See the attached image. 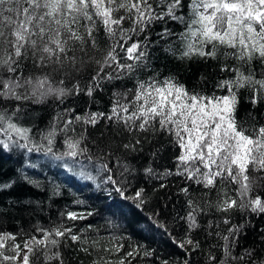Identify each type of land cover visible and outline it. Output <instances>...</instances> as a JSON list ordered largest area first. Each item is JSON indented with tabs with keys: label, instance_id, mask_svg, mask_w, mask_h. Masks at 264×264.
Returning <instances> with one entry per match:
<instances>
[{
	"label": "snow or ice",
	"instance_id": "snow-or-ice-1",
	"mask_svg": "<svg viewBox=\"0 0 264 264\" xmlns=\"http://www.w3.org/2000/svg\"><path fill=\"white\" fill-rule=\"evenodd\" d=\"M169 22L182 30L175 32ZM155 23L164 25L157 33L161 39L176 36L180 41L178 56L177 50L166 49L177 59L195 57L207 62L223 57L219 70L230 75L217 81L215 88L225 94L206 95L188 89L175 76L160 80L153 75L135 79L134 86L124 92L114 91L108 110H91L95 94L105 84L132 79L140 69L150 67L153 42L148 35L139 37ZM101 28L107 41L104 48L97 38ZM29 60L40 75H24ZM89 68L91 74L81 83L77 76ZM50 73L61 78L54 84ZM205 79L201 76V82ZM241 89L251 94L248 99L253 108L264 101V0H0L2 149L41 152L54 166L91 181L106 193L105 198L115 194L143 213L148 202L145 189L138 187L128 194L135 169L121 157H116L115 167L110 166L112 145L126 155L142 152V145L153 139L167 138L169 145L179 149L173 157L174 169L158 171L149 163L143 173L149 180L175 176L183 181L179 191L187 210L178 219L184 222V236H172L158 211L145 216L150 228L163 229L181 249L184 259L179 264H200L192 259L195 255L203 256V264H264V227L256 228L253 246L236 251L244 228L251 226L249 217L264 216V198L253 195L257 188H264V124L257 121L249 128L237 120ZM79 96L87 97L83 113L72 107L58 109L47 127L35 135L32 127L21 123L28 102L42 104L54 97L63 105ZM97 126L101 130L93 137L89 128ZM58 137H62L63 151L56 148ZM163 151V146L156 147L150 156L156 159ZM20 172L18 178L0 182V193L20 181L42 188L40 182ZM51 185L49 200L61 194L59 184ZM167 186L161 183L159 187ZM74 203L85 202L77 198ZM113 205L112 215L127 219L122 206L115 201ZM233 212L244 216L242 223H232ZM212 214L223 215L201 224L198 217ZM93 215V211H71L65 206L49 226L34 225L36 234L23 229L0 232V264H85V260L87 264H132L138 256H153L142 245H129L130 250L121 256L123 236L102 237L92 223L77 227L75 222ZM221 223L230 227L221 230ZM109 226L119 227L111 221ZM201 228L216 237L207 250L191 235ZM18 236L22 237L19 241ZM213 249H219L220 255Z\"/></svg>",
	"mask_w": 264,
	"mask_h": 264
},
{
	"label": "trees",
	"instance_id": "trees-1",
	"mask_svg": "<svg viewBox=\"0 0 264 264\" xmlns=\"http://www.w3.org/2000/svg\"><path fill=\"white\" fill-rule=\"evenodd\" d=\"M124 27H129L127 21L124 23ZM168 27L177 33L182 30L181 26L176 25L175 22H169ZM163 28L164 25L162 23H155L147 33L139 37L142 40L144 35H148L153 42L150 46V67L140 69L134 74L132 79L126 78L105 84L103 91L95 94L94 99L96 103L91 105V110H108L111 104L110 97L114 91L124 92L134 86L135 79L146 80L153 75H156L160 80H163L169 75L175 76L188 89L195 88L197 91H201L206 95H211L213 92L217 95L225 94V91L215 88L217 81L227 78L230 75L219 70L223 57L219 61L210 60L207 62L195 57L192 60H179L176 56L179 55V50L181 49L180 41L176 36L161 39L157 33L161 32ZM97 38L102 48L107 46L102 28L97 33ZM169 47L177 50L176 56L166 50ZM227 63L232 64L233 61L228 60ZM26 64L27 67L24 69L25 76H37L41 74L39 70L34 69L30 60ZM50 74L54 84L61 78L58 74ZM90 74L91 68L77 76V79H80L81 83H83ZM201 76L206 78L203 82H201ZM65 85L70 87L71 81L66 79ZM250 95L247 90L241 89L239 93V105L236 112L237 120L249 128L257 121L259 124H264V101L253 108L248 99ZM86 101L87 97L79 96L69 98L63 105H60L54 97L49 98L42 104L28 102L26 105L27 115L21 123L26 127H32V134L35 135L38 129H45L47 127L48 122L58 109L62 110L66 107H72L76 110V113H83L87 106ZM249 113L252 115L249 116ZM253 116L256 117V121L252 119ZM100 130L101 126H97L96 129L89 128L93 137L98 136ZM36 139H39V137L37 136ZM160 146L164 148L162 155L153 159L150 153L154 148ZM142 147V152L128 153L125 155L122 149L117 148L116 144H113L112 150L114 155L109 163L110 166L115 167L116 157H121L123 162L128 163L135 169L129 178L131 182L128 185V194L131 195L133 190L138 187L145 189L148 202L144 207L143 213L135 210L131 206V202L120 201L119 197L115 194L111 198H105L106 193L98 190L91 181L81 180L72 173H69L66 169L54 166L41 152L26 153L24 150L17 148H12L9 151L3 150L2 146H0V182L18 178L21 174L20 170H22L23 173H26L42 185V188H36L20 181L12 189L0 193V232L9 231L18 233L23 229L24 232L36 234L33 228L34 225L39 222L45 227L49 226L50 221L58 220L59 212L67 206L68 210L71 211L94 212V215L89 217L87 221L75 222L78 228L92 223L99 229V235L102 237L112 235L123 236L124 239L121 242L124 243L125 248L119 255L122 256L124 252L130 250L129 245H142L143 248L153 252V256L151 257L142 258L138 256L135 260H132V264H161L164 260H168L169 264H172L173 261L179 264L184 259L181 249L172 242V239L163 229L150 228L145 214L158 211L160 213V221L167 225L172 236L178 238L183 237L184 227L182 225L184 222L179 220L178 217L184 215L187 210L185 197L179 191L184 186V183L179 177L175 176L169 177L166 181L159 179L149 180L145 179L143 173V169L149 163L158 171L163 170L165 167L174 169L173 157L178 154L179 149L169 145L165 137L153 139L151 143H144ZM56 148L59 151L64 150L62 137L57 138ZM28 164H36L37 167L30 168L27 167ZM51 182L60 185L59 191L61 194L49 200V196L51 195ZM161 183H166L168 186L166 188H160ZM192 187L195 188L196 186L193 185ZM257 194L264 198V188H257L253 195ZM77 198L83 200L85 203L83 205L75 204L74 200ZM16 201L20 203H14ZM36 201L42 203L37 204L35 203ZM113 201L122 206L127 219L120 217L118 213L112 215L116 211ZM222 215H201L198 218L201 224H206L208 220H218ZM231 219L232 223L240 224L243 222L244 216L239 212H233ZM249 219L251 220V226H247L243 230V234L236 248L238 253L244 248L253 246L256 241V228L264 227V216L259 218L250 216ZM110 221L113 224L119 225V227H110ZM137 221H140V223L137 224ZM228 227L230 225L220 224L221 230H226ZM191 235L195 240L200 242L201 249L204 250H207L210 245L217 242L216 237H209L203 228L191 233ZM21 239L22 237L18 236V241ZM104 243H107V241H104ZM213 251L217 255H220L219 249H213ZM112 258L116 259V257ZM192 259L198 260L200 264H203L202 255H195ZM85 264H87V260H85Z\"/></svg>",
	"mask_w": 264,
	"mask_h": 264
},
{
	"label": "rangeland",
	"instance_id": "rangeland-1",
	"mask_svg": "<svg viewBox=\"0 0 264 264\" xmlns=\"http://www.w3.org/2000/svg\"><path fill=\"white\" fill-rule=\"evenodd\" d=\"M22 257H23V252L21 253V260H22Z\"/></svg>",
	"mask_w": 264,
	"mask_h": 264
}]
</instances>
